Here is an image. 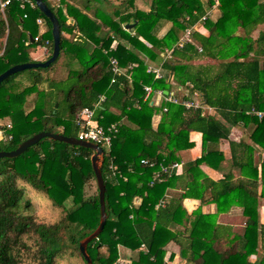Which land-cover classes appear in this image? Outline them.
I'll return each mask as SVG.
<instances>
[{
  "label": "trees",
  "instance_id": "16d2710c",
  "mask_svg": "<svg viewBox=\"0 0 264 264\" xmlns=\"http://www.w3.org/2000/svg\"><path fill=\"white\" fill-rule=\"evenodd\" d=\"M43 1L59 20L60 55L46 68L49 74H43V68L30 69L25 84L16 80L17 73L0 85V121H13L11 129L0 125L5 136H12L9 142L0 141V152L16 150L40 132L77 138V115L106 96L96 118L103 127L116 125L117 132L101 164L108 219L87 245L92 264H117L119 246L132 251L131 264H166L171 244L186 264H264V224L259 221L264 161L251 164L253 148L264 152V0H218L220 16L209 18L193 32L194 43L183 48L176 45L185 29L197 24L216 0L206 6L202 0H152L148 12L139 8L138 0ZM5 14L6 19L0 12V75L34 62L30 50L42 44L34 42L40 18L48 28L40 37L50 42L49 60L52 23L35 3L32 7L13 1ZM130 24L135 27L128 31ZM75 31L81 35L76 41ZM166 50H173L170 58ZM203 58L209 63L197 64ZM113 59L131 81L120 76L111 84ZM61 60L65 63L56 75ZM150 64H161L173 75L172 84L147 72ZM145 86L170 92L175 86L180 99L197 96L215 114L205 116L202 110L166 102L151 106ZM31 101L33 108L27 111ZM252 111L261 112L262 118ZM157 113L162 124L154 130ZM36 124L42 128L33 132ZM233 127L246 129L239 142L229 140ZM192 132L202 134L201 158L150 186L161 164L181 162L179 152L194 146ZM223 139L230 141V172L213 181L201 167L220 168L224 158L218 146ZM93 155L91 149L44 138L18 157L0 158V264H88L80 243L98 228L101 216L98 189L85 194V186L96 182ZM111 159L118 167L115 178L108 169ZM143 159L156 166L142 165ZM234 168L241 179H235ZM178 179L185 181L187 191L156 208ZM31 194L46 196L61 217L53 223L38 221ZM138 197L142 201L135 205ZM190 197L214 201L218 212L188 216L183 200ZM229 204L241 207L248 219L242 235L217 224L218 213L226 212ZM174 225L184 230H172ZM251 255L258 257L255 263Z\"/></svg>",
  "mask_w": 264,
  "mask_h": 264
},
{
  "label": "crops",
  "instance_id": "0c3cea01",
  "mask_svg": "<svg viewBox=\"0 0 264 264\" xmlns=\"http://www.w3.org/2000/svg\"><path fill=\"white\" fill-rule=\"evenodd\" d=\"M61 1V0H60ZM60 1L58 0H50V2L52 3V5H57ZM203 5L206 6V4L202 1ZM207 9V8H206ZM208 10V9H207ZM217 14L215 15V20L220 16V11L215 12ZM67 24H73L74 20H72L71 18H67L65 17ZM39 20H41V23L37 24L39 25V31L38 34L36 36H42L46 31H47V25L44 23V21L42 20V18H40ZM42 27H44V29H42ZM201 27L199 25V27H197V29L199 30ZM261 29L263 27H260ZM260 30V29H259ZM258 30V31H259ZM258 31L255 32V35L258 34ZM78 32L75 31V39L80 38L79 37ZM66 35V37H69L68 34H64ZM74 39V40H75ZM76 41V40H75ZM42 44L40 45V48L42 49V53L39 55L38 52H33V48L30 50V56L32 58V60L34 62H44L45 60H47V58L50 55V45L48 46V52L45 51V44H44V40L42 39V41H40ZM162 56H164V54L162 53ZM65 60H62L61 63V68L64 65ZM203 65V64H201ZM148 67H153V68H159L162 67V65L160 64L159 66L155 65V64H150ZM59 72L61 73V70L59 68H56L54 74L59 75ZM53 73V72H52ZM128 75V79L131 81V77L130 75L127 73ZM167 73L163 70L162 68V77H166L167 82L172 84V79H173V75H167ZM17 80V79H16ZM18 81V80H17ZM177 89L179 90L180 88H176L175 86L172 87V92L177 91ZM163 92L168 91V90H161ZM157 91H154V93L151 95V101H150V105H158L163 103V98H160L158 96V94H156ZM169 92V91H168ZM116 114H119L118 111H113ZM215 114V110L213 108H211L210 110H207L204 115L205 116H210V115H214ZM7 121L5 123V125L11 124L13 126V121L11 118H6ZM5 119V120H6ZM161 113H157L152 121V126L154 128V130L158 129V127L161 126ZM1 125V124H0ZM3 126H5L4 124H2ZM246 134V129L243 127H233L231 130V134L229 137V140H232L234 142H239L240 139L242 138V136H245ZM5 137V133L3 130L0 129V141L3 140V138ZM229 140H221L218 146V149L220 151V153L222 154V157L224 158L223 162L220 165L219 169H213L210 168L206 165H202V170L204 171V173L213 181H219L221 179L224 178V174L230 172L229 167H230V162H231V148H230V141ZM190 141H192L194 143V146L191 149L188 150H184V151H180L179 152V156L181 158V163L183 164V166H185V164L189 161H194L198 158H201L202 156V147H203V137L202 134L199 132H192L190 134ZM254 152L252 155V159H251V164H257L258 166L262 163V161H264V152L259 151L256 148H253ZM100 165L102 164V159L100 158ZM105 160V159H104ZM233 173L235 175V179L240 178L241 176V172L234 168ZM151 178V177H150ZM192 177L190 176V179ZM241 179V178H240ZM185 181L182 179H178V181H176L174 187L169 188L166 190L165 193V197L163 198V200H165V204L166 202L175 196H179L183 193H185L187 191V189L184 187ZM261 188L259 187V192H260ZM207 198H209V195H206ZM141 198L138 197L135 200V205H139L141 203ZM165 206V205H164ZM228 210L224 213H218L216 221L217 224H221V225H225V226H229L233 229V232L239 235H242L245 231L246 225H247V217H245L242 214V208L239 207L238 205H232L229 204L228 206ZM157 208V207H156ZM183 208L186 210L187 215L188 216H192L193 213L195 212H201L202 214H216L218 212L217 209V205L214 201H208V199H206V202L203 203L201 201V199H195V198H185L183 200ZM127 215V214H126ZM129 218L132 217V211L129 213L128 215ZM259 221L260 224L263 225L264 224V200L261 201V210H260V214H259ZM172 230L175 231H183L184 227L181 225H174L171 227ZM132 251L119 246V261L117 264H131V258H132ZM172 255V258H171ZM257 256L256 255H251V257L249 258L250 262L255 263V261L257 260ZM165 261L166 264H186V261L179 255V249L175 244H171L168 246L167 248V254L165 257Z\"/></svg>",
  "mask_w": 264,
  "mask_h": 264
},
{
  "label": "built area",
  "instance_id": "2783aa9c",
  "mask_svg": "<svg viewBox=\"0 0 264 264\" xmlns=\"http://www.w3.org/2000/svg\"><path fill=\"white\" fill-rule=\"evenodd\" d=\"M13 1L20 2L22 4L26 3L30 6H34V3L32 0H0V12L2 14V17L6 19L5 9L7 6H9ZM60 1V0H58ZM220 3L218 0L215 1L214 5L210 7L205 16H203L200 21L195 24L192 27H187L185 31L183 32L181 38L179 39L176 46L179 48H183L185 45L194 43L192 34L194 31H197V27L200 25V27L209 19L212 17V14L219 11ZM26 18V15H25ZM38 23H41V20H37ZM81 35L79 34V37ZM77 40V38L75 39ZM41 37L36 36L34 38V42H40ZM45 44V51L48 52V46L50 45L49 41H44ZM199 52H202V49L198 47ZM173 50H166V58H170L172 55ZM111 70L113 73V77L111 79V84L115 83V80L117 77L125 76L128 77L126 71L121 68L118 65V62L116 59H113L111 61ZM147 72H150L154 75L155 79H161L162 78V67L159 68H153L148 67ZM144 90L146 92V98L151 96L154 91L151 86H145ZM156 94L160 98H163V101L166 103H171L175 105H181L185 109L190 110H202L203 115L207 110H210V107H207L199 99L196 97H193L190 100H182L177 95L176 92H170L165 95L163 91H157ZM106 96L101 95L97 99V101L93 104L92 107L83 108L82 111L77 115V122L80 126V132L78 134L77 139L83 142L93 143L98 145L104 150V155H102L100 158L102 159V163L104 159L106 158V153H108L111 149L112 145V138L114 134L117 132L116 125H110L108 127H103L99 123V119L96 118V111L97 109L105 102ZM166 110V109H165ZM254 112L260 119L262 118L263 114L261 112ZM8 129L12 128L11 124L7 125ZM12 140V136H5L3 138V141L9 142ZM141 164L144 166H149L151 168H154L156 166V163L154 161L150 162L147 159L141 160ZM183 168V164L181 162H173L170 164H161L158 170L154 172L152 177L149 180L150 186H153L156 182H163L166 180V178L170 177L172 174L179 173ZM108 169L113 178L117 177L118 175V167L114 164L113 160L111 159L108 164ZM165 205V200H161L159 204L156 206L157 208L162 207Z\"/></svg>",
  "mask_w": 264,
  "mask_h": 264
},
{
  "label": "water",
  "instance_id": "95a60500",
  "mask_svg": "<svg viewBox=\"0 0 264 264\" xmlns=\"http://www.w3.org/2000/svg\"><path fill=\"white\" fill-rule=\"evenodd\" d=\"M35 5L38 7V9L50 20L52 23V35H53V52L52 56L49 60L45 62H28L24 64H19L15 65L12 68L8 69L6 72L0 75V85L4 80L9 78L10 76L30 70V69H37V68H48L51 64H53L59 57L60 55V43H61V33H60V24L59 20L56 18L55 14L53 11L48 7L47 3L44 2L43 0H33ZM135 27V24H130L125 27L126 30L131 31ZM33 41V39H31ZM165 95H167L169 92L165 91ZM57 108V105H56ZM48 138L54 141L58 142H63L69 145H74V146H79V147H84L88 148L94 151V155L91 158L92 161V167L95 173L96 177V183L98 187V192H99V199H100V224L98 228L87 238H85L83 241L80 243V252L83 254L85 259L87 260L88 264H92V261L87 254V245L90 241L93 239H96L99 234L103 231L106 221L108 219V215L106 213V207H105V182L102 176V171H101V165H100V157L104 155V150L99 147L96 144L93 143H88V142H83L78 140L77 138L74 137H67L62 134H53L50 132H40L35 135H33L31 138L28 140L24 141L21 143L16 150L13 151H1L0 152V158H14L18 157L24 152H26L30 147L34 146L37 144L40 140Z\"/></svg>",
  "mask_w": 264,
  "mask_h": 264
},
{
  "label": "rangeland",
  "instance_id": "374dc122",
  "mask_svg": "<svg viewBox=\"0 0 264 264\" xmlns=\"http://www.w3.org/2000/svg\"><path fill=\"white\" fill-rule=\"evenodd\" d=\"M151 1L152 0H138L137 3H138V6H139V8L141 10H144L145 12H148L150 10ZM202 1L207 5V1L208 0H202ZM214 14H217V13H213L212 14V17H211L212 20H215V15ZM42 29H44V27H42ZM39 32L41 33V31H39ZM32 51L33 52H38L39 55L43 52L42 49L40 48V46L33 47ZM61 63H62V60L57 62L56 65H55V68H59L60 70H62L61 69ZM208 63H209V59H207V58H203V59H200V60L197 61V64L205 65V64H208ZM49 70H51V69L47 70L46 68H44V69L41 70V72L43 74H46V73L49 74L50 73ZM28 74H29V72L27 70L18 73L17 80L18 81H23L22 84H25V82H27L28 77H29ZM31 96H33V95H31ZM33 104H34L33 101L28 103V107L29 108H27V111L33 108ZM6 121H7V119L6 120L2 119L0 121V124H4L5 125ZM41 128H42V126L40 124H36L32 131L35 132V131H37V130H39ZM96 189H98L97 183L96 182H91L90 184L85 186V194L87 196L94 195V194H96ZM31 196L33 198V203L36 205V207H34V209L32 210V213H33V216L38 221L40 220V221H44V222H47V223H53V222H56L61 217V210L58 209V208H55L53 205H51V203L47 200L46 196H44V195H42V196L41 195H35V194H31ZM22 264H29V261L25 260Z\"/></svg>",
  "mask_w": 264,
  "mask_h": 264
}]
</instances>
